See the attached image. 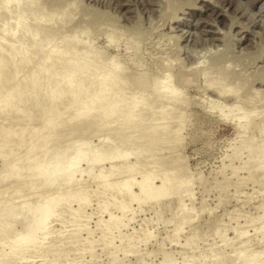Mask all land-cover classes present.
I'll use <instances>...</instances> for the list:
<instances>
[{
  "label": "rangeland",
  "instance_id": "1",
  "mask_svg": "<svg viewBox=\"0 0 264 264\" xmlns=\"http://www.w3.org/2000/svg\"><path fill=\"white\" fill-rule=\"evenodd\" d=\"M59 2H62V0ZM64 2L65 0L62 3ZM71 2H76L74 6L72 5L73 10L70 12L74 17V22L71 20L72 24H70V21L69 23L67 21V31H78L82 26L85 29V25L88 24L87 29L91 31L92 36L91 34L90 36L93 37L92 41L95 44L93 46L107 53H103L104 56L118 55L117 58L122 63L125 62L126 64L123 63L125 66L130 63L126 67L127 70L132 72V74L130 71L128 73L129 77L132 76L131 79H136L143 72L152 75L151 73L155 72L159 65L166 63L174 67L175 74L178 77L182 75L181 78L191 80L188 85L184 84V93L182 91L186 95L182 97H188L190 100V106L187 109L190 114L188 120L190 123L188 122L182 130L181 136L184 139L176 145L178 147H172L173 145L168 144L152 150L147 140H143L136 145L137 138H140L137 134H132L133 136L121 140V135H118L120 131H117V134H113L112 132L115 131H112V136L108 133L113 129V126H116L114 125L116 123L104 126L97 125L92 129L88 128L89 131L83 129L87 131H85V134L83 131L81 132V129L78 130L76 135L68 136V133H71L74 129L72 121L66 123L64 128L61 127L65 131L60 129L64 134L62 135L59 132L62 135H60V143L63 147L59 145V140L55 144L61 146L62 150L65 148L70 151L72 148L70 142L74 139V144L75 138H78L79 141L82 139L83 141L87 140L93 148L101 144L104 137H110L113 146H118V149L120 148V150L129 153L128 157L121 160V173L116 176L117 178L115 177L116 180L119 179L120 183L127 176L122 172L129 166L133 167V171H136L135 178L137 181L142 180L148 172H154L153 183L155 186L160 187L161 176L172 175L176 178V183L166 191V195L140 203L134 202L131 208L124 213L110 207L111 214L119 217L118 224L120 227L113 231L109 241H101L106 229L98 228L100 199L94 198L86 206V213L77 221H74L69 213H65L63 219H58L52 224L56 231L61 230L63 227H71L68 229L69 232L66 233L68 236H74L76 229L79 226H84L83 231L77 235L76 239L79 241L75 245H61L58 248L60 251L37 258H35V253L30 252V254H27V261H22V263L13 260L8 264H231L234 260H238L236 258L238 252V257L241 259L243 254L240 252L245 251L246 256L250 251V253H257L260 257H257V261L260 259L261 262L262 260L264 262V166L263 168L259 167L262 170L250 174L253 169H257L256 167L264 162V158L251 159L249 157L256 151H260L261 146L256 145L250 150H235V147L239 146L241 141L239 136L240 125L234 121L237 117L233 119L235 116L233 114L236 113L237 116V112H235L237 108L234 107L232 102L236 100V96L227 92L230 98L226 94H222L224 96L222 98L223 96L220 97L221 93L219 92L220 85L219 88H215L218 85L214 87L209 84V79L217 76L216 72L219 68L224 69L226 67L225 73H229L230 75L226 73L228 76H234L233 81L237 78L236 81H239L244 76L247 82L250 77L249 83L247 82L242 88V92H240L241 96L261 91L262 94L259 97L262 98L263 96L264 99V0H71ZM71 2L67 1L65 3L68 5ZM62 3L61 5L64 6ZM17 9L19 8L17 7ZM11 14L16 16L14 12ZM13 16L12 18L10 16L11 20ZM73 25L77 26L74 28ZM78 25L81 27H78ZM11 27L13 28V25ZM80 30L78 33H80ZM110 31H113L111 34L113 33L112 38L115 39L112 44H109L111 34L108 33ZM137 42H139V46ZM132 45L137 46V48L131 50ZM162 56L164 57L162 58ZM129 58L130 60H128ZM165 60L167 62H164ZM131 61H136L135 64L141 62V65L138 64L140 69ZM201 66L204 69L205 67L212 68V70L209 69V74H211L208 77L205 75L207 79L204 76L199 77L202 71L200 70L202 69ZM233 71L236 75L232 73ZM134 72H136V76H133ZM40 77L42 76L40 75ZM231 77H229V82L231 80L232 85L230 90L233 89L234 91L241 81H234L233 83ZM206 80L209 81L210 88L205 84ZM67 81L66 79L60 83L61 86L66 85ZM148 84L151 85V83ZM89 87H91V84H88V89ZM212 87L216 90L219 89V91H208ZM84 88H87L86 85ZM21 92H24L23 88L20 92L18 91V96L22 95ZM128 93L130 94V92ZM75 95L76 90H72L66 93L63 99H71ZM36 96L35 91L30 92L29 97L25 100H32ZM38 96L41 97V93ZM56 96L57 94H49L48 97H43V99L41 97L40 106L42 110L52 108L56 103ZM232 96L235 97L234 100H231ZM244 97L241 98L244 99ZM241 98L240 100H243ZM237 99L239 98L237 97ZM210 101L217 102L214 103L216 105L218 102L221 103L219 105H223L225 101H228L230 107L233 105L234 111L231 110L230 112V108H228L230 115L235 112L231 115L233 117L231 121L234 122H230V120L226 122L223 118H220L219 111L210 108ZM236 101L234 102L236 103ZM157 103H160L159 100ZM181 103L178 101V105L176 103L174 105L179 106ZM228 103L225 104L228 105ZM159 105L157 104V106ZM16 106L18 108V104ZM123 106L121 107L122 111ZM41 107L32 113L30 109H26L20 113L22 119H17L16 122L14 119L17 117L18 109L15 107L10 110L8 116L0 121V128L9 129L8 135L4 139H0V144L17 138L15 134L20 130V127L22 128L21 134L25 136L27 142L31 133L36 127L38 128L44 117H46ZM2 108V105H0V112ZM77 109L78 107H69L66 111L70 112ZM95 111H91L90 114L88 113L80 118L83 120L89 119L97 113ZM123 112H125V109ZM226 112L228 113L227 110ZM56 114L58 112L55 110L50 112L48 116L56 117ZM240 114L242 113H238V116ZM73 122L75 123L73 125H78L77 121ZM59 123L53 121L51 127H56ZM173 124H176V121ZM173 124L170 129L175 127ZM149 125H143V129H148ZM70 126L72 127L71 130ZM78 126L75 129H80V126ZM168 126L171 127V125ZM253 131L249 130L242 136V139L255 134L256 140L260 142L259 132ZM48 132L45 130L42 134L41 138L43 140L48 137ZM79 132L84 135L81 134L83 138L79 137ZM65 134L67 135L66 139L69 137L67 141L71 140L69 143L64 141ZM53 144L47 147L50 155L52 151L57 150L59 147L56 148V145ZM66 145L69 146L66 147ZM46 150L43 148L37 149L34 155L35 159L31 162H24L20 160L24 157L19 156L11 161L8 158L5 160V155L13 150L3 148L2 154H0L1 221L9 208L12 215H14L17 212L15 210L16 205L23 201V198L28 194L27 191L30 193V190H22L23 192L17 193L16 189L19 186L21 187V183L25 185L26 181L28 184L29 180H34L31 176L34 174L35 167L40 164ZM17 161H19L18 165L15 164ZM86 164L82 162L81 165L84 174L83 172V175L78 174V178L79 175L83 176L84 188L88 189L85 192L95 189L92 180L87 178L86 170L88 168L86 167L88 165ZM243 164H250L253 169L251 171L249 169L240 170L237 175H234L235 167L238 168ZM11 165H16L18 169L14 172V175H9V178L4 180L3 176ZM101 166L104 168L103 176L107 175L110 163L103 162ZM165 168L169 170L166 176L163 174ZM172 170H175V172L171 173ZM94 172L98 174L99 168L94 169ZM42 182L40 181V183ZM42 184L37 187H41L39 188L40 192L42 191L41 193H43L42 188L44 186ZM37 188L31 190L32 198L30 196L31 199L26 204L24 211L17 215L6 229H3L4 227L0 228L1 251H8V242L12 240L11 236L24 233L30 225L31 209L37 202L43 200L41 199L42 196L40 198L36 195L39 191V189L37 191ZM33 190L37 192L35 193ZM64 191L65 187L60 180L57 186L49 188V190L45 189L43 196L45 197L46 194L58 196L63 194ZM131 191L140 194L137 186L132 187ZM13 192H16V194ZM85 192L82 193L84 196L86 195ZM11 201L13 204L10 205ZM71 207L77 209L78 204L75 202ZM108 217V213L102 216L105 221L109 219ZM3 223L5 224V222ZM88 231L92 232L91 241L87 246H84L83 241L88 236ZM56 238L60 241L65 237L60 235ZM109 243L113 245H106ZM239 262H234V264Z\"/></svg>",
  "mask_w": 264,
  "mask_h": 264
},
{
  "label": "bare ground",
  "instance_id": "2",
  "mask_svg": "<svg viewBox=\"0 0 264 264\" xmlns=\"http://www.w3.org/2000/svg\"><path fill=\"white\" fill-rule=\"evenodd\" d=\"M59 1L61 0H0V105L3 107L2 111L0 112V121L4 117L6 118L9 114V111L13 110L15 107L18 109V111L17 117L14 119V121L17 119L21 120L22 118L20 117V113L24 112L26 109H30L32 113L41 107V97L43 99V97H48L49 94H57L55 97L56 103L52 108L42 110L41 107V110L44 112L46 117H44L38 128L36 127V129L31 133V136L27 142L25 136L21 134L22 128L20 127V130L15 134L17 138L10 141H4L2 144H0V154H2L4 147L13 150L11 153L6 154L4 158L5 160L8 158L10 161L19 156L24 157L20 160L24 162H31L35 159L34 155L37 149H47L46 152H44L45 155H43V158H41L42 160L40 164L35 167L33 176H31L34 180H29L30 182L28 181V184L26 181L25 185L24 183H21V187L19 186L16 189L17 193L22 190H30L31 195L29 191H27L28 194L23 198V201L16 205L17 207L15 210L17 212L12 215L9 208L4 219H2V221L0 220V223H2L0 228L4 227L3 229H6L8 226H10L12 220H14L17 215L24 211L26 204H28L29 200L32 198L31 190L44 183L42 184V186L44 185L42 188L43 193H41L42 191L40 192L39 188L41 187L37 188V191L39 189L38 192L40 195L37 191H34L36 189L33 190L35 193L37 192V196H40V198L42 196L41 199L43 200L41 201L39 199L40 201L37 202L31 209L32 212L30 215V225H28V228L24 233L22 232L20 235L16 234L15 236H11L12 240L8 242V251L0 250L1 264H8L13 260L16 262L27 261V254H30V252L33 254L35 253V258H37L58 252V248L61 245H75L79 241L76 239L77 235L83 231L84 226H75L78 227L76 229L75 235L68 236L66 233L69 232L68 229L71 227H63L61 230L56 231L52 224L58 219H63L65 213H69V216L74 221H77L86 213V206L94 198L100 199V204L98 205V215H100L98 218V228L106 229V233L102 235L101 241H109L113 231L120 227L118 224L119 217L111 214L109 210L110 207H114L124 213L131 208V205L134 202L140 203L148 199L158 198L160 196L166 195V191L176 183V178L172 175H168L169 170H166L167 168H165V172L163 174L168 176L160 177V187L155 186L153 183V175H155L154 172H148V174L143 177L142 180L137 181L135 178L137 173H135L136 171H133V167L131 166L126 167L124 172H122L127 176H125L126 178L123 179L124 181H121L122 183H120L119 179L116 180L115 177L121 173V160L128 157L129 153L120 150V148L118 149V146H113L114 144L111 143L110 137H104V140L101 142V144L93 148L90 146L87 140L83 141L82 139L79 141L78 138H75L76 141L73 144L74 139L72 142H70L71 140L69 139L70 147L72 145L71 150L67 151L65 148L62 150L63 145L60 143V135H64L63 131L65 130L61 129V127L64 128L66 126L65 124L71 121L74 129H72L70 126V130L72 129L73 131H71V133L69 132L68 136L76 135L78 130L81 129V132L83 131L85 134L86 130L83 129H87V131H89V129H92L97 125L104 126L107 124L116 123L114 124L116 126H113V129L108 131V133L112 136V133L117 134V131H120V134L118 133V135H121V140H123L125 137L137 134L140 136V138H137L136 145H138L143 140H147L151 147L150 149L152 150L157 149V147L162 145L169 144L173 145L172 147L176 146L184 139L181 136V132L185 128V125L189 122L188 120L190 118V114L187 111L188 107L190 106V100L188 97L182 96L185 95L183 94L184 84L188 85L191 83V80H188L189 78H181L182 75L181 77H178V75L175 74L176 72L174 67L169 66L166 63L162 64L161 66L159 65L158 69L156 68V71L151 73L152 75L148 74V72L147 74L140 72L141 74H139L136 79H131L132 72L127 70L126 67L130 64L129 62V64L125 66L123 64L125 62L122 63L117 58L118 55H113L111 57L110 55L104 56V54L107 53H104L101 51V49H96L95 46H93L95 44H93L94 42L92 41L93 37H91V31L87 29L88 24L85 25V29H83V26L80 28L82 30L78 29V31L80 30L81 34L75 30L73 32L69 30L67 31L66 23L67 21L68 23L70 21V24H72L71 20L73 21L74 17L70 12L73 10L72 5L74 6L76 2L73 3L71 0H65L66 3L67 1L71 2L67 5L65 2L62 3L64 0H62V2ZM61 3L64 4V6H62ZM17 7L19 9H17ZM16 10H18L17 13ZM13 12L16 16L11 14ZM10 16L11 18L13 16V21L10 19ZM12 25L13 28L11 27ZM73 26L75 28L77 25ZM79 26L80 25H78V27ZM71 28L74 29L73 27ZM111 32L113 31L107 33L111 34ZM112 34L109 36V39H111L109 44L115 42V39L112 38ZM137 43L139 46V42ZM136 48L137 46L133 45L130 47L131 50ZM163 57L164 56H162V58ZM128 60H130V58ZM131 62L138 68V64L141 65V62L138 64H135L136 61ZM164 62L167 61L165 60ZM200 68H202V66ZM210 68L211 67H209V69ZM225 68H219L218 71L216 69L217 76H213L212 79L208 78L210 82L206 80V83H204L207 84V87L210 84V86L214 87L218 85L215 88H219L220 85V91L219 89L216 90L213 87V89L211 88L208 90L219 91L221 96L218 92L216 93L220 97L223 96L222 94H226L227 96L229 94L227 92L232 93L230 95L235 94L233 96H236V100L238 101L234 100L233 98L235 97L233 96L231 100L233 99L236 101V103L234 101L232 102L234 107L237 108V111H235L237 112V116L235 112H232L235 113L233 114L235 116L234 118L231 117L232 113L230 115L229 108L231 112V110L234 111V107L233 105L230 107L231 105H229L228 101H225V103L227 102L228 105L225 103L223 105H219L221 104L219 102L216 105L214 103L217 102L210 101V108L214 111L218 110L219 117L223 118L226 122L229 120L232 122L233 120L231 121V118L235 119L237 117L234 121L240 125L241 130L239 132V136L241 141L240 145L235 147V150H250L256 145H260L261 150L256 151L249 157L251 159L257 157L264 158V99L263 96L262 98H260L261 96L259 97V95L262 93L261 91H255L253 94L250 93V95L245 94L247 95L246 97H244L245 95L241 96L240 92H242V88L245 84H247V82L249 83L250 79L249 77V79H247L248 81L246 82V78H244V76L243 79H240L239 81H236L238 80L236 77L237 79L234 80L235 82H242L243 80L245 82L243 81V83L240 82L237 84V87L234 91L233 89L230 90L232 85L230 83L231 80L229 82V77L231 76H228L230 75L229 73L226 72L228 75L225 73ZM209 69L208 67H205V69L204 67L200 69L202 71L199 77H205V75L208 77V75L211 74H209V71L212 70V68L210 70ZM129 71L131 73V77L128 75ZM234 71L232 73H234ZM135 73L136 72H134L133 76ZM40 75L42 77H40ZM207 77L205 78L207 79ZM233 77L234 76H232L231 79ZM66 79L68 81L66 85L62 87L60 83ZM233 79H235V77ZM233 79L232 82L234 83ZM87 82L89 85L91 84L89 89ZM148 83H151V85ZM59 85L62 88H60ZM85 85L87 87L86 89L84 88ZM148 85L151 87L149 86L147 88ZM210 86L208 88H210ZM207 87L206 89H208ZM22 88L24 92H21L22 95L20 94V96H18V91L20 92ZM148 89L150 90L148 91ZM72 90H76L75 97L71 99H63L64 95ZM33 91L36 92L37 96L32 100H25L29 97V93H32ZM204 91L206 90L204 89ZM128 92H130V94ZM37 93H41V97L38 96ZM237 97L239 99H237ZM241 97H244V99ZM222 98H224V96ZM240 98L243 100H240ZM158 100L160 103H157ZM178 101H180V103L182 102L179 106H177ZM16 103L18 104V108ZM175 103L177 104L176 106L174 105ZM157 104L160 105L157 106ZM122 106L124 107L125 112H123L124 109L122 111ZM69 107H78V109L67 112L66 110ZM55 110L58 112V114H56L57 116L49 117L48 114ZM91 111H95L97 113L86 120L80 118L83 115H87L88 113L90 114ZM63 113H65V115H63ZM238 113H242L240 114L242 116L239 115V117ZM53 121H58L60 123L56 127H51ZM73 121H77L80 129H75L78 125H73ZM175 121L176 124H173ZM150 123L152 125H149ZM172 124L175 125V127L170 129L172 128ZM143 125H149L150 127L145 130L143 129ZM168 125H171V127ZM1 128L0 139H4L8 135L9 129H5L3 127ZM60 129L63 131L61 132ZM45 130L49 132L48 137L43 140L41 136ZM249 130H256L259 132L258 134L261 136L260 142L256 140L257 138L255 137V134L246 139H242V136ZM59 132H61V134ZM81 134L82 133L79 134V137ZM66 136V134L65 138L63 136L65 142L69 138L68 137L66 139ZM58 140L60 143L59 145L62 147L59 145L58 147L55 144V142ZM69 142L67 141V143ZM52 143H54L53 145H56L55 147H58L59 149H53L55 152L52 151V154L50 155L48 153L49 150L47 147ZM67 146L69 145H66V147ZM82 162L87 163V178H90L92 183L95 185V189L87 192H85V190L88 189H85L83 185V176L79 175L78 178V174H82L84 171L81 169ZM103 162L110 163L109 173L105 176H103L104 168L101 166ZM18 163L19 161H17L15 164L18 165ZM16 165L10 166L3 176L4 180L9 178V175H14V172L18 169ZM260 165L256 167L258 169L257 170L253 169L250 164H243L240 167L238 166V168L235 167L233 174L237 175L240 170L245 169H249L250 171L253 169L250 174H254L257 171L262 170L261 168H263L264 162H262ZM96 168H99L98 174H95L94 172V169ZM170 172L174 173L175 170ZM60 180L65 187L64 193L59 194L58 196L55 194H46L47 196L45 195L44 197V190H49V188L57 186ZM40 181L43 182L40 183ZM24 186L27 189H25ZM134 186H137L139 189V195L131 191L132 187ZM83 192H85V196L82 194ZM13 193L16 194V192ZM75 202L78 204L77 209L71 207ZM1 204L2 203H0V205ZM9 204L11 205L13 202L11 201ZM105 213L109 214V219L107 221L102 218ZM3 222H5V224ZM69 224L71 225V223ZM72 224L74 225V222ZM76 224L78 225L77 222ZM91 233V231H88V236L83 241L84 246H87L91 241ZM60 235L65 238H62L60 241H58L56 236ZM106 245L110 246L113 244L109 243ZM238 253L237 255L239 256ZM240 253L243 255L241 256L240 254L241 259L236 256L238 259L236 260L238 262L240 260V262L243 264H264L263 260L262 262L260 259V262L259 260L257 261V257H260L255 252L250 254L247 253L248 256H246V251ZM242 257H245L246 259ZM28 259L30 258L28 257ZM237 261L234 260V262ZM234 262L231 264H234ZM240 262L238 264H241Z\"/></svg>",
  "mask_w": 264,
  "mask_h": 264
}]
</instances>
